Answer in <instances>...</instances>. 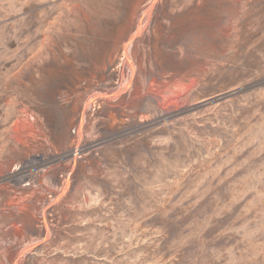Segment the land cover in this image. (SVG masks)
I'll return each instance as SVG.
<instances>
[{
  "label": "rangeland",
  "instance_id": "obj_1",
  "mask_svg": "<svg viewBox=\"0 0 264 264\" xmlns=\"http://www.w3.org/2000/svg\"><path fill=\"white\" fill-rule=\"evenodd\" d=\"M0 264H264V0H0Z\"/></svg>",
  "mask_w": 264,
  "mask_h": 264
}]
</instances>
